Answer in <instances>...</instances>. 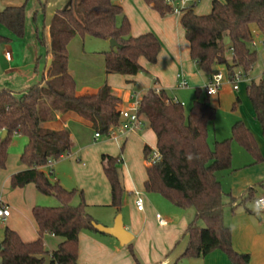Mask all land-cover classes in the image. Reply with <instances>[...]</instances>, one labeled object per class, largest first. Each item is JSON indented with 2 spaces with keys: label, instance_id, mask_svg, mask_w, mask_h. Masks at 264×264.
<instances>
[{
  "label": "trees",
  "instance_id": "trees-1",
  "mask_svg": "<svg viewBox=\"0 0 264 264\" xmlns=\"http://www.w3.org/2000/svg\"><path fill=\"white\" fill-rule=\"evenodd\" d=\"M71 1L70 8L57 10L52 17L50 44L38 34L40 45L50 49L52 55L49 80L45 86H34L20 97L9 90L0 91V169L6 168L12 137H26L28 141L20 156L26 169L11 177L12 188L34 184L41 195L54 197L60 204L54 208H33L38 227L36 241L24 242L17 232L5 228L0 250L2 264H44L45 256H49L50 264H79L80 233H99L93 226L96 221L87 212L83 192L65 189L60 182L50 179L52 173L48 175L43 171L49 161L56 162L71 154L74 142L69 130H44L40 123L53 121L59 114L74 112L90 121L94 133L100 137L109 136L110 131L122 123L121 100L107 83L97 93L77 95L76 80L69 73L68 47L71 41L76 36L116 41L119 47L101 52L105 73L129 77L148 73L140 59L155 65L163 48L158 36L152 32L133 37L129 19L122 7L112 0ZM144 2L161 17L172 14L166 0ZM41 6L45 8L42 3ZM0 25L12 36L24 38L26 4L0 12ZM180 25L189 44L191 60L209 79L219 66L226 68L228 77L237 68L248 75L258 56L250 46L253 40L251 26L256 25L264 38V0H212L211 11L206 15L197 14L195 6H191L180 17ZM9 42V38L0 34V44ZM229 53L233 55L231 61L227 59ZM157 84L154 80V88L142 95L140 110V116L156 136L157 152L161 157L159 162L150 164L154 150L144 146L143 155L147 162L144 190L163 196L177 208H194L196 220H203L206 225L200 227L196 221L189 224L184 235L187 246L179 260L204 258L221 251L230 264H250V256L237 253L232 246L231 228L224 224L225 194L217 175L232 169L234 142L246 150L254 165L264 162L254 134L243 121H237L230 138L216 141L211 146L208 126L216 119L217 111L210 104V97L206 94L200 100L202 90L196 89L197 99L186 114L183 104L175 102L165 90L156 93ZM246 95L264 138V76L247 87ZM239 103L237 99L236 105ZM3 131L8 132L5 141L1 137ZM122 161L121 154L101 156L102 168L110 185L111 207L118 214L126 193L118 172ZM77 196L81 201L73 205ZM46 235L62 239L55 251L45 249ZM127 247L134 264H142L134 252L133 243Z\"/></svg>",
  "mask_w": 264,
  "mask_h": 264
},
{
  "label": "crops",
  "instance_id": "crops-1",
  "mask_svg": "<svg viewBox=\"0 0 264 264\" xmlns=\"http://www.w3.org/2000/svg\"><path fill=\"white\" fill-rule=\"evenodd\" d=\"M27 2L28 0H0V12L8 7L27 5ZM71 2V0H60L58 8L49 17L45 16L42 28L37 25L36 18L33 17L35 26L30 23L29 27H26V34L22 39L12 36L6 28L0 25V34L5 29L7 33L3 34V36L10 39L8 44H0V91L9 90L14 95L21 96L34 86H45L49 80L48 71L52 64V55L50 49L46 50L40 45L38 34H41L46 43L50 44V23L52 17L57 10L70 8ZM115 4L122 7L124 14L129 19L133 37L150 32L158 36L163 44L158 61L155 65H150L144 59H140V64L149 73V76L140 73L135 77H118L115 74L106 75L105 73V78H101L100 75L96 74L99 79L98 82L96 84L91 82L89 86H80L78 74L69 67V73L76 80L77 95L97 93L107 83L112 88L114 95L121 100V109L129 105L131 101L130 97L132 93H137L135 92L137 89H140L138 93L143 94L149 89L154 88V80L158 82L157 89L165 90L167 93L176 88L182 89L179 88L182 80L187 83L186 88L190 82L197 86L201 85V78L198 71H196V64L190 58L189 44L186 39L184 42L181 38L179 31L180 28L182 29L180 17L171 14L172 16L167 15L162 20L164 22H172L173 18H175L177 26L179 25L180 27H171V23H168L167 27H155L153 26V21L159 16L150 6L145 4L144 0H127L122 2V4L117 2ZM28 17L29 13L26 12V25ZM104 42L107 43L108 49L103 48L102 52L113 49L110 46V41L104 40ZM8 52L11 53L10 60L5 56ZM229 55L233 58L232 53H229L227 59H229ZM82 56L84 61L98 62L101 60L86 54ZM262 74L263 77L264 71ZM251 76V73L248 74L246 81L240 85L237 92L243 91L237 99L246 107L248 117L250 118L249 120H243V122L254 134L264 157L261 126L254 121L253 109L246 95L247 87L255 81L251 79ZM128 118L129 115L127 113L123 114L121 124L125 123ZM39 126L44 130L51 131L69 130L74 142L72 152H81L90 147L81 140V133L79 132L93 131L92 123L74 112L59 114L55 120L42 122ZM137 130L126 132L117 139L112 140L117 145H120L124 140V144L122 145L124 147L129 139L135 138ZM99 139L101 137L96 138L94 135L95 141ZM139 139L144 141V146H150L147 141V134L139 137ZM155 147V150H157L156 136ZM78 161L81 160L78 159ZM100 166L102 167L101 161L97 167L94 165L91 170L85 171L87 173L86 176L92 178L95 190L90 192L84 186L80 187L84 188L81 191L84 194L86 206H103L109 208V210H113L108 211L104 217L108 227H110L113 225L118 213L116 209L111 207L110 185H107L106 176L104 175L103 168ZM146 166L147 163L145 168ZM85 167L86 164L83 163V168ZM25 169L26 167L15 156L14 158L8 156L6 168L0 169V206L10 209V216L5 221H1V229L2 233H4L5 228H9L17 232L24 242H33L38 239V227L32 211L36 206L45 207L44 205L48 202L44 198L48 196L41 195L34 184H29L24 188H12L11 177ZM43 171L44 173L50 171L52 177L55 176L53 164L44 168ZM75 175L78 179V171L75 172ZM51 180L59 182L56 177ZM145 180L146 176L143 180V190ZM218 180L225 194L223 198L225 205L224 224L231 228L234 250L239 254H248L250 256V264H264V210L254 205V200L264 196V162L254 165L251 157L242 156L240 159L238 154L237 157L233 156L232 169L225 171L223 175L218 177ZM121 184L124 191L129 194V199L128 201L125 200L124 204L133 206L137 214V219L135 217L132 218L126 229L134 235L133 242L137 239L140 240L134 243V252L142 264H175L176 262L177 264H230L226 255L221 251H215L204 258L179 260L187 246V238L184 236L185 232L190 223L198 221L195 217L188 214L181 216L177 221L174 220V222L163 218L159 214L166 222L165 225H161L156 218L157 228L164 229L163 240H157L156 244L151 242L149 245L147 243L144 247V230L149 222V216L153 215L154 207L151 206V202L146 207V196L144 195V210L142 212L138 211L135 206L134 193L141 191L132 181L131 184L130 182ZM2 241L3 236L0 237V245ZM61 242L62 239L52 235H46L44 238V246L48 252L55 251ZM138 244L141 245L139 246ZM125 248L112 236L91 231L82 232L79 235L78 263L134 264L132 256L128 249ZM0 264H2L1 259ZM44 264H50L49 256H45Z\"/></svg>",
  "mask_w": 264,
  "mask_h": 264
},
{
  "label": "rangeland",
  "instance_id": "rangeland-1",
  "mask_svg": "<svg viewBox=\"0 0 264 264\" xmlns=\"http://www.w3.org/2000/svg\"><path fill=\"white\" fill-rule=\"evenodd\" d=\"M59 1L60 0H28L26 5V12L29 13V17L27 18L28 21L26 27H29L30 23L31 25H34L33 19L36 18L37 25L42 28L45 16L49 17L51 13L58 8ZM112 1L114 3L117 2L122 4V2L127 0H112ZM211 2L212 0H198V2L195 5L196 12L201 15L209 14L211 8ZM41 3L45 5V8L41 6ZM155 13L159 17L155 18L156 20L153 21V26L167 27V24L171 23V27H180L179 25L177 26L176 24L177 22L175 18H173L172 22H164L162 21L164 20V17H161L156 11ZM168 16H172V15L168 14ZM2 31H4L3 33H1L2 35L7 33L5 29ZM179 31L182 40L185 42V35L183 34L182 29L180 28ZM251 31L253 35V40L259 41L260 39H262L256 25L251 26ZM50 41H51V37H50ZM106 45L107 43L104 42V40L93 38L90 36H86L85 38L76 36L71 41L68 50L69 67L71 70H74L78 74V82L80 86H89L91 85V82L93 84H96V82H98L99 80L97 75H100L101 78H105L106 75L104 71V59L103 56L101 55V52L103 48L108 49V46ZM253 50L257 52L258 56H257V62L251 72L252 75L251 79L258 81L261 79L263 75L262 73L264 71V47L259 46ZM85 54L88 56H92L93 58L97 57V59L99 58L101 60H99L98 62L84 61L82 55ZM230 56L231 55H229V59H228L229 61L232 60ZM87 60H89V58H87ZM196 71H198L200 75L201 85L197 86L194 85L192 82H190L189 86L185 89L176 88L175 90L168 91V95L170 98L176 99L177 101L183 104L186 114H189L193 102L197 99L195 93L196 89L200 88L202 90L199 99L203 100L206 96V92H205L206 86L210 82V79L207 77V75L202 73L197 67H196ZM218 72H222L224 76H227L228 74L226 68L223 66H219L216 68V73ZM144 74L149 76V73H144ZM117 76L123 77L121 75L120 76L117 75ZM139 90L140 89H137L135 92L138 93L140 92ZM242 91L243 90L239 92L235 91L229 80L225 79L222 83V87L219 91V94L210 97V104L217 111L216 119L208 126V142L211 146L216 141L219 142L227 138H230L232 133V127L237 121L249 120L250 117H248L249 115L246 110V107H244V105L241 103L236 105L237 98L242 94ZM17 97H20V95ZM137 129L138 130L135 133V138L131 140L129 139L128 143L124 146L123 151H121V148L122 145L124 144V140L121 142L120 145H117V143L113 142V140L109 136L102 135L101 139L95 141L94 140L95 134L93 131L90 132L81 131L79 132L81 133L80 134L81 140L85 142L84 144L90 147L81 152L73 151L71 154L66 155L60 160L54 162L53 165L55 171L54 177H56L59 180L60 184L64 186V188L66 187V189L68 190L78 189L79 191L85 188L86 190L92 192L93 190H95V186L93 184L92 178L86 176L87 173L85 171L89 169L91 170L92 167H94V165L96 167L100 165L102 154H109L112 156H117L121 154L123 161L122 164L118 167L121 183L130 182L131 184V181L135 183L137 188L146 196V207L148 206L149 202H151V206L154 207L153 215L149 216V222L144 230L145 238L143 240L144 241L143 244L145 247L147 243H149V245L151 244V242L156 244L157 240L159 239L163 240L162 237L164 236V229H161L159 227L157 228L156 214H160L163 218L170 219L171 222H174V220L177 221L181 216L185 214L192 215L193 217L196 218V211L194 208H188V209L177 208L174 205H172L168 200H166L163 196L155 193H146L145 190L142 189L143 180L145 179L146 176L145 165L147 162L144 159V155H143L144 141H141L139 137L143 136L144 134H147V141L149 142L147 143L155 150L156 149L155 134L150 129L148 124H145L143 128H137ZM263 139L264 138H262V141L264 142ZM27 141L28 140L26 137L14 135L8 147V156L13 158L15 156L18 158V161L20 162V156L24 150L25 145L27 144ZM232 152L234 157H237L239 154L240 159L242 156L251 157L246 152V150L236 142L232 144ZM78 159H80L81 161H78ZM83 163L86 164L85 168H83ZM77 171H78V179L75 175V172ZM46 173L49 175L50 171H46ZM224 173L225 172H221L217 176L220 177V175H223ZM50 177L51 179L54 178L52 177V175ZM106 183L107 185H109L107 178H106ZM80 186H84V188ZM44 199H46V201L48 202L46 205H44L45 207L54 208L60 205L58 200H56L54 197L48 196ZM128 199H129V194L125 193L124 202L125 200L128 201ZM80 201H81L80 197L77 196L73 202V205H78ZM108 211H113V210H109V208L103 206H96V205L87 206L88 214H90L96 222L104 226H108L104 218ZM120 214H122L123 216L125 228L130 224L132 218L135 217L137 219L136 216L137 214L135 213L133 206H131L130 204L128 205L123 204ZM197 225L200 227L206 226L203 220H198ZM1 226H2V222L0 221V237L1 236L4 237V233H2ZM136 241H140V240L139 239L135 240L133 242V245ZM138 245L140 246L141 244ZM125 249H129V248L126 247Z\"/></svg>",
  "mask_w": 264,
  "mask_h": 264
},
{
  "label": "built area",
  "instance_id": "built-area-1",
  "mask_svg": "<svg viewBox=\"0 0 264 264\" xmlns=\"http://www.w3.org/2000/svg\"><path fill=\"white\" fill-rule=\"evenodd\" d=\"M198 0H166V4L171 7L172 14L181 17L183 12L188 9L191 6H195ZM250 46L252 49H255L257 47H264V38L260 39L259 41L252 40L250 43ZM6 58L8 60L11 59V53H6ZM225 79H228L229 82L232 84L233 89L235 91H238L240 88V85L246 81L247 75L244 73V71L241 68H237L234 72V74L231 77L224 76L222 72H218L213 75V77L210 79L209 84L206 86V94L209 97L216 96L219 94V91L222 87V83ZM187 83L182 80V82L179 84V88H186ZM161 92L160 89H156V93L159 94ZM131 101L127 107H122L120 109L121 114L127 113L129 115L128 120L121 124L120 126L112 129L109 133V137L111 139H117L121 135L125 134L129 131H134L137 128H143L145 126V121L140 116V110H141V104H142V94L140 93H132L130 97ZM175 102H178L176 99H174ZM96 138H99L100 136L98 134H95ZM161 160V157L159 153L156 151L153 152L151 158H150V164L157 163ZM54 163V161H49L48 166H51ZM135 197V206L138 211L142 212L144 210V194L142 192L136 191L134 193ZM254 205L260 209L264 210V196L261 198H258L254 200ZM10 216V209L8 207L0 206V221H5ZM156 218L158 222L161 225H165L166 222L164 219L157 214Z\"/></svg>",
  "mask_w": 264,
  "mask_h": 264
},
{
  "label": "water",
  "instance_id": "water-1",
  "mask_svg": "<svg viewBox=\"0 0 264 264\" xmlns=\"http://www.w3.org/2000/svg\"><path fill=\"white\" fill-rule=\"evenodd\" d=\"M227 44H229V40L227 41ZM110 46L111 48L119 47L117 42L114 40L110 41ZM1 137L2 141H5L8 137V132L3 131ZM93 226L99 233L109 235L117 239L122 247H127L134 240V235L125 228L123 216L120 213L116 216L113 225L110 227L96 222H93Z\"/></svg>",
  "mask_w": 264,
  "mask_h": 264
}]
</instances>
